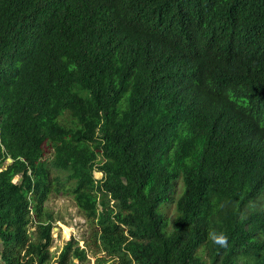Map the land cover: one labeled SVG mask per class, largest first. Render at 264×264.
<instances>
[{"label": "trees", "instance_id": "1", "mask_svg": "<svg viewBox=\"0 0 264 264\" xmlns=\"http://www.w3.org/2000/svg\"><path fill=\"white\" fill-rule=\"evenodd\" d=\"M19 1L0 0V166L20 159L0 170V264H74L71 242L53 260V191L79 198L97 264H264V0ZM243 48L241 68L223 55ZM28 165L35 222L11 196Z\"/></svg>", "mask_w": 264, "mask_h": 264}, {"label": "clouds", "instance_id": "2", "mask_svg": "<svg viewBox=\"0 0 264 264\" xmlns=\"http://www.w3.org/2000/svg\"><path fill=\"white\" fill-rule=\"evenodd\" d=\"M2 1L5 2V3H8L11 0H2ZM25 1L26 0H20L19 2H17L16 6L18 5V6L26 7L25 4H24ZM45 12H46L47 15L50 16L49 12H47L45 10V8L40 10V13H39V16H38L39 20L37 21V26H38L39 29H41L42 31L46 32L48 35L52 36L51 23H53L55 21L52 18H49L47 15H45ZM222 22H224V24L229 27V35L232 34V38L230 40H232L235 36L240 35V25L242 24L240 19H233L231 16H223ZM147 25L148 24L145 23V22H140V23L137 24V29L139 27L147 26ZM137 34L138 33H136L135 35H132L129 31L123 29V34L121 35V37L117 41L121 42V43H127L133 49H138V48L142 47V43L138 39V35ZM190 40H192V44H193L194 40L192 38H190ZM184 48H187V47H184ZM205 48H207V47H205ZM159 50L162 52V54L168 53V51L165 48H163V47L160 48ZM236 51H237V53H234V52L230 51V52L225 53L223 55H229V56H232V57L236 58L238 60V65L241 68V66L244 63H246L247 55H249V53L245 52L244 48L243 49H237ZM262 59H264V57ZM221 67H223L226 70H231L234 74H237L238 71L240 70L238 67L228 66V65H224V64H222ZM160 80H161V78L158 77V76H157V80L155 79V84L158 87L161 86V83H159ZM0 89L4 90V89H7V88L0 85ZM34 119L35 118H33V117H29V118H27L25 120H28L29 122H31ZM17 160L19 161L20 159L18 158V159L15 160L11 156H9L6 159V162H3L2 165L0 166V170L1 171L7 170L14 163L16 164ZM23 162H25L24 158H23ZM27 167H28L27 168V170H28L27 173L29 175L28 177L31 179V183L30 184L26 183V176H24L25 172H20V173L15 174L12 177V179H11L12 184L15 186L14 189H12V195L11 196H12L13 200L14 199H19V203L18 204L20 205V207L23 208V212L25 213V215L28 214V218L31 220V222H35L36 221L35 208L38 207L39 201L37 200V197H36V194H35V186L32 184L33 181H34V175H33V172L31 170V166L28 165ZM12 174H13V172H12ZM12 174H11V176H12ZM93 176H94V179L97 180V181L101 180L103 178V173L99 169V165H96L94 167ZM52 177H53V175H52ZM51 195H53V196L54 195H58V196H60V195H69V196H72L71 199L76 201V207L78 208L77 199H79V198H76L75 194L72 195L70 191L67 194H62V193L56 194L53 191L52 193H50V195H48L45 198L44 203L42 204L43 211H45V210L50 211L48 209V203H49V197ZM99 208H101V204L99 205ZM50 212L53 214L54 219L56 220L54 222V225H53V233H55V229L56 230H60V229L57 228L56 223L57 222L60 223L58 220H61L62 216L60 214L55 216L53 211H50ZM77 213H78V215L80 217L82 216V218H84L86 220L87 224H85V225L87 226V232H85L83 234V237L80 240L76 239V237L73 236V237L69 238L68 241L66 242V244L70 243V242L72 243V250H71L72 251V254H71L72 262L74 264H84L85 262H87V261H89L91 259L90 255H92L93 258H95V263L94 264H97V261L99 260V258L109 259L110 256L106 252L102 251V253H104V254L102 256H100L101 252H99V253L93 252L87 246L88 236H86V234L88 233L90 225L88 223L86 215L84 213H81L79 211V208L77 209ZM34 230H35V227H32L31 231H34ZM209 238L211 239L212 242H214L216 245H219L221 247H227L228 244H229V237L223 231H219V232L218 231H211L209 233ZM54 242H55V238H54ZM54 242H53V245L55 244ZM66 244H64L63 247ZM63 247H62V249H63ZM51 249H52V247H51ZM62 249H61V251H62ZM77 250L79 252H83L84 253V255H85L84 258L85 259L82 260L81 259L82 256L76 255ZM51 253H52V251H51ZM52 256H53V254H52ZM58 257L53 258V260L56 262ZM105 263H107V262H105ZM105 263H103V264H105Z\"/></svg>", "mask_w": 264, "mask_h": 264}, {"label": "rangeland", "instance_id": "3", "mask_svg": "<svg viewBox=\"0 0 264 264\" xmlns=\"http://www.w3.org/2000/svg\"><path fill=\"white\" fill-rule=\"evenodd\" d=\"M72 196L69 195H51L49 197L48 209L53 211L56 215L60 214L62 216L61 220H58L60 223H56V226L60 230L55 229L54 238L55 244L52 246L53 258L59 256L61 249L64 244L68 241L69 238L75 236L76 239L80 240L83 237V234L87 232V226L85 224L86 220L80 217L77 213L76 201L71 199ZM174 213H171L173 215ZM91 227L89 226L88 233L86 236H89ZM104 253L101 252L100 256ZM91 259L84 264H94L95 258L90 255ZM105 264H112L111 261H108Z\"/></svg>", "mask_w": 264, "mask_h": 264}]
</instances>
